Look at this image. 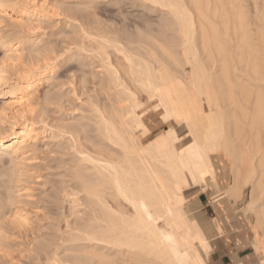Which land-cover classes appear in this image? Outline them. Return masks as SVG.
I'll use <instances>...</instances> for the list:
<instances>
[{"label":"bare ground","instance_id":"1","mask_svg":"<svg viewBox=\"0 0 264 264\" xmlns=\"http://www.w3.org/2000/svg\"><path fill=\"white\" fill-rule=\"evenodd\" d=\"M26 1L30 5L25 3L18 12L20 18L15 19L19 25L24 24L22 17H43L39 10L44 8L42 1ZM140 1L164 11L168 21L162 17L159 26L153 25L157 28L147 21L134 22L135 36L97 22L89 24L93 32L86 31L89 48L99 61L95 67L101 69L99 94L103 97L98 103L93 101L92 116L86 122L78 119L72 126L61 127L69 137L73 157L70 184L64 187L70 189L66 196L72 204L79 200L84 203L81 223L66 227L74 232L72 242L85 244L78 250L74 246L71 257L59 259L54 253L52 264H207L212 253L210 238L223 232L224 220L219 216L230 210L240 229L238 236L246 240V245L237 244V248L247 251L234 253V262L242 264L253 256L256 264H264V0ZM119 13L123 11L116 16ZM145 13L144 19L151 14ZM0 16L12 19L1 2ZM0 29L3 31L1 25ZM2 37L0 45L5 48L9 40ZM19 42L6 46L11 62L8 67L14 68V63L21 61ZM31 46L39 45L34 40ZM53 64L49 62L42 70L31 69L13 82L7 76V66H0V98L6 104L4 110L0 108V123L14 119L5 128L8 130L0 133V158L8 156L13 162L9 165L20 167L37 142L52 138L50 133L43 135V125V132L38 133L33 121L29 124L22 116L29 110L32 113V96L43 80V71L53 73ZM37 72L38 78L33 76ZM16 118L24 122L19 124ZM222 154L229 160L227 169ZM189 182L209 194L214 209L210 215L201 212L192 223L188 214L192 209L183 203ZM15 216V220L10 216L12 222L26 224L24 215Z\"/></svg>","mask_w":264,"mask_h":264},{"label":"rangeland","instance_id":"2","mask_svg":"<svg viewBox=\"0 0 264 264\" xmlns=\"http://www.w3.org/2000/svg\"><path fill=\"white\" fill-rule=\"evenodd\" d=\"M3 1H6V2H3ZM38 1H40V2L42 1L41 2L42 6H44V8L43 7L39 8L43 17L40 19H34V17H32V18L30 17V19L28 17H22L21 24L22 23H24V24L19 25L18 21L15 19L20 18V15L18 12H19L20 8L22 6H24L25 3H27V1L21 0V2H23V3H21L19 0H9V1L8 0H0V2L3 4L5 10L7 12H10V14L12 16V19H10L7 16H4V17L0 16V21H1L0 25H1V27H3V31L1 30L2 28L0 29V31H1L0 36H3L2 38H4L6 36V38H4V40H6V41L9 40L8 41L9 43H7L8 45H13V44H17V43L19 44L20 43L19 41H21L20 48H22L21 51L23 50L21 52L23 55L22 58L20 59L21 61L18 62L19 61L18 60L17 65H16V63H14L15 64L14 68H11V66L8 67L11 63L10 59H9L10 53L6 51L8 49L7 48L8 45L7 44L5 45L6 49L4 47L1 48V45H0V66H1V64L3 65V67L7 66L6 67V70L8 71L7 76L9 77V79H12L11 82H13V80L16 81L17 78L18 79L24 78L25 76H27V74H29L31 72L30 71L31 69L33 70L36 68V69L42 70L44 68L43 66H45L46 64H49V62H50V65H52L54 58L56 59V60H54V64H53L54 65V68L52 70L53 73H51L49 70H45V71H43L44 73H42L43 74V80H41L42 83L41 82L39 83V86L37 87L38 89H36L37 92L32 96V103H30V109H31L32 113L28 109L29 112L28 111L24 112L25 115L23 114V116H22L23 119L27 120L29 124L31 123V121H33L32 124L34 125V127H36L37 131H39L38 133L46 131L43 135H46V133H47V135H49V133H50L52 138L47 137L45 140L41 139L40 142H37V144H36L37 147H34V149H33L34 152L32 150V152H30V154L26 155V157H25L26 159L24 160L25 163H23V165H21L22 167L21 166L20 167L15 166L14 164H11V163L9 165V162H12V161H10L8 156L2 155L1 158L6 159V161H7L6 164L4 163V165H5L4 166L3 162H6V161L5 160L2 161V159L0 158V160L2 161V165L0 163V176H1L0 177V202H1L0 203V205H1V207H0L1 208L0 209V228H2V229H0V237H1L0 238V243H1L0 244V264H45V263L46 264H52L53 256H55V255H53L54 253L57 254L59 259H63L67 256L71 257L72 255H74V253L72 252L74 246H75L74 250L82 249V247H84V244H85L84 242H83L84 244L79 242V241L72 242V235H74V232H73V230H70V228L68 229V227H66V225L69 226V224L75 226L76 224L81 223V219L84 218V214L82 211L84 209V205H83L84 203H83V200H81V201L79 200L80 202L76 201L75 203L72 204L69 197L67 198V196H66V194L69 192L70 189L64 188V187H66L67 185L70 184V176H69L70 169L69 168H70V163H71L70 161L72 160L73 157H72L71 151L69 150V142H68L69 137L67 134H66L67 135L66 136L63 133V130H61V127L62 126H66V127L72 126L76 122V120H78V119L80 121L86 122L85 120L90 119L92 116L91 111H92V107L94 105L93 101L95 100L94 103L95 102L98 103L99 100H97V99H100V98L102 99V97H103L101 94H99L100 93V84L99 83H100L101 75L98 74V71H101V69L99 67L98 68L95 67L96 65L98 66L99 61H98V58L95 56V54L91 52V47L89 48V43H87L88 41L86 38V36H87L86 31H89V33L93 32L90 29L89 24H91L92 22H97V23L101 24L103 27H108L109 29H113V30L117 29V30H119L120 33L129 35V36H131V34H130V32H131L132 36H135L137 34V31H136L135 27H133L134 22L144 23V21H147V22H150L149 24H151V26H153L155 23L159 26V24L161 23L159 21V19L162 21V17L163 18L165 17L163 20H166V17L167 18L169 17L168 15L165 14L164 11H163V13L161 12V10L159 12L158 9H156V8L153 9V7L149 6L148 3L143 4L140 0H97V1L96 0H38ZM121 3H123V4H121ZM27 4L30 5L29 2ZM83 4H84V6H83ZM139 4L142 6H140ZM143 7H144V10H143ZM148 7H149V11H148ZM42 8H43V10H42ZM146 8H147V10H146ZM120 10L123 11V13L122 14L119 13V15L120 16L122 15L123 18L120 17L119 15L116 16L118 11L121 12ZM141 10H143L145 16H146L145 12H147V15H149V13H151L150 15L153 14V16L150 17L151 20L149 19L150 15L147 17L148 19L145 17V19H146L145 20L144 14L141 13ZM154 10H155V12H154ZM156 10L159 13H157ZM72 11H73V13H71ZM124 11H126L128 13V15H127V13L124 14ZM132 11H133L134 15H133ZM137 11H139V12L137 13ZM95 12L98 13L97 16L95 15ZM112 13H114L115 17H117V20ZM130 13H132V14H130ZM112 15H113V17H112ZM140 15H142V16H140ZM154 15L155 16L159 15L158 17L156 16L157 20L154 17ZM137 16H139V18L141 17L140 21L138 20L139 18L137 19ZM89 17H90V19H87ZM124 17L126 18V20H124ZM130 17L132 18V21H131ZM109 18H110V22L109 21L107 22V20H109ZM111 18H113V21H111L112 20ZM114 18H115V20H114ZM135 18H136V20H135ZM32 19H33V21H32ZM127 19L130 20V21H128L129 25H128V23H127V25L130 26V23H132V25L130 26L132 29L130 27L127 28V25H126ZM10 20H13V21H10ZM114 21L115 22L118 21V23L116 22L118 25H116V23ZM152 21H154V22L152 23ZM166 21H168V19ZM124 23H125V25H124ZM6 25H7V27H6ZM17 25H19V26H17ZM109 25H111V26H109ZM121 25L124 27L122 28ZM157 25H155L153 27L157 28L158 27ZM80 26L82 27V30H84L83 32H81L82 30L80 29L81 28ZM118 26H119V29H118ZM29 27H30V29H29ZM125 27L127 29H125ZM21 28H23V31ZM130 30H132V31H130ZM126 31L127 32L129 31V33H127ZM25 35H26V38H25ZM169 35L171 36L170 32H169ZM34 36H36V37H34ZM19 37L21 39H19ZM37 37H38V39L36 40ZM82 37L84 39L86 38V40L83 39L84 40L83 41ZM27 38L30 41L33 38L32 41L35 40V42H37V44L39 46L32 47L31 46L32 41L30 42ZM38 40H39V42H38ZM23 41H24V43H23ZM10 42H13V43L11 44ZM45 42H46V44H45ZM84 43H86V44H84ZM75 48H76V50H74ZM80 48L83 50V52ZM30 49L32 50L31 53H30V51H31ZM33 50H34V53H33ZM35 50H36V52H35ZM78 50H80V51H78ZM36 53H38L39 56L38 55L36 56ZM47 53H49V54H47ZM89 53L91 54V56ZM5 54H6V58H5ZM43 54H45V55H43ZM40 55H42V56H40ZM86 56H88V57H86ZM37 57L39 59L40 64H38L39 62H38ZM1 59H3V63H2ZM7 59H9V60L7 61ZM42 60H44V61H42ZM47 60H48V62H47ZM56 61H57V63H56ZM93 61H95L96 64L95 63L93 64L92 63ZM35 62H37V64ZM51 62H52V64H51ZM20 63L22 64L21 66H20ZM30 63H32V67H31ZM17 66L19 67V69ZM37 66H38V68H37ZM28 67L30 69L27 71ZM39 67H41V68H39ZM21 68L24 71H22ZM14 69H16V74H15ZM25 69H26V71H25ZM13 71H14V73H13ZM47 72L49 73V75H47L48 74ZM36 74H38V72L34 73L33 76L35 75L37 77ZM19 76H20V78H19ZM63 76H65V77L63 78ZM96 76H97V78H96ZM10 77H12V78H10ZM68 77H69V79H68ZM9 79L7 78L8 81H10ZM97 80H98V84H96ZM43 81H44V83H43ZM94 84H96V86ZM44 90H45V92H44ZM47 91H49V92H47ZM95 93H96V95H95ZM85 96H87V98ZM76 99H78V100H76ZM4 102H5V100L0 98V108L2 110H4L6 107V104ZM89 102H92V103H89ZM71 106H72V108H71ZM90 106H92V107H90ZM1 109H0V112H2ZM42 110H44V111H42ZM34 113H35V117L33 116ZM89 114H91V115L89 116ZM36 116H37V119H36ZM46 116H47V118H46ZM43 118H44V120L42 121ZM17 119L18 118H16V122H18ZM23 119L22 118L18 119V120H20L19 124L24 122ZM13 120L14 119H7V120L4 119L3 122L4 121L5 122L0 123V133H2V134L5 133L8 130V129L6 130L5 128H7L9 126V122H13ZM41 121H42V123H41ZM44 123H46V124L44 125ZM6 124H8V125H6ZM38 124H39V126H38ZM42 125L45 128L43 131L41 130V129H43ZM57 126H58V129H57ZM39 128H40V130H39ZM50 128L54 132L51 131ZM56 129H57L58 133H57ZM61 134H62V136H64L63 138H62ZM43 135H42V137H43ZM54 136L57 139H55ZM44 145H46V147ZM35 148H37V149L35 150ZM64 149H66V150L64 151ZM5 156H6V158H5ZM33 156H35V157H33ZM221 156H222L221 160L222 159L224 160V162H225L224 164L226 166V164L229 163V160L225 155L222 154ZM7 157L9 160L7 159ZM32 158H33V163H32ZM70 158H71V160H70ZM218 160H219L218 158L214 159L215 162H218ZM40 161H41V164H40ZM44 161H45V163H44ZM38 163H39V165H38ZM13 165H14V167H13ZM11 166H12V169H11ZM22 169H23V171H22ZM226 169H227V166H226ZM16 172H18L17 175H16ZM55 172H56V174H55ZM58 173H61V174H58ZM18 175H19V177H18ZM13 176L16 177L17 180L15 178H13ZM23 176H25L26 178ZM29 178H30V180H29ZM64 179H65V181H64ZM10 182L12 183V185ZM26 182H27V184H26ZM13 184H14V186H13ZM20 186H21V188H20ZM27 186H29V187H27ZM64 189H65V191H64ZM11 190H12V194H11ZM22 190H24V191H22ZM248 190L249 189H246V192ZM60 192H61V194H60ZM26 194L27 195L29 194L28 195L29 197L26 196ZM22 196H24L25 198H23ZM199 197H201L202 203L198 202ZM183 198H184V202H183L184 207L188 206V208L192 209L191 213H188L190 218H191V223L196 222L195 218H197L199 216V214H201V212H203L207 215H210L211 212L214 210L212 207V204L210 202L211 198H210L209 194L203 192L201 190V187L199 188L198 185H194V184H192V182H189V187L183 192ZM15 201H16V203H15ZM194 202H196V203L193 205ZM10 203H11V207H10ZM17 203H18V206L16 205ZM20 203H21V205H20ZM22 203H23V206H22ZM14 204L16 207L14 206ZM73 205L76 206L75 207L76 209L73 207ZM80 205H82V207ZM24 206L26 207V209ZM9 208L12 211H10ZM47 208H49V209H47ZM185 208H187V207H185ZM11 212L13 213V215ZM17 212H19V214H17ZM22 212H23L24 216L22 215ZM14 213H16V214H14ZM231 213L232 212L230 210V211L224 212L222 215L219 216V218L221 220H224V224H231V223L235 224L232 220ZM14 215H16V216L20 215V216H23L24 218L26 217V219L28 221V222L26 221V224H25L26 226L25 225H19V224H17V222H12ZM28 215H29V217H28ZM65 215L67 216V218ZM8 216H9V219H8ZM10 216H11L12 220L10 219ZM14 220H15V218H14ZM65 220H66V222H65ZM8 221L9 222L11 221L10 222L11 224H9ZM67 222H68V224H66ZM5 223H6V225H5ZM16 225H18V226H16ZM55 226H57V227H55ZM74 226H72V227H74ZM13 227H14V229H13ZM4 229H5V231H4ZM18 229H19V231H18ZM223 232H224V234L222 236H226V233L224 230H223ZM57 234H59V235H57ZM66 234H67V236H66ZM233 235L234 234L231 233L229 236L233 237ZM61 240L63 242H61ZM50 242L52 243L53 246L51 245ZM44 243H45V246H44ZM79 245H81V247L78 248ZM244 245H246V242L241 244V246H244ZM48 254H49V257H48ZM69 254H71V256ZM50 256H51V259H50ZM210 256H208L207 264L211 263V257ZM55 258H56V256H55Z\"/></svg>","mask_w":264,"mask_h":264},{"label":"crops","instance_id":"3","mask_svg":"<svg viewBox=\"0 0 264 264\" xmlns=\"http://www.w3.org/2000/svg\"><path fill=\"white\" fill-rule=\"evenodd\" d=\"M198 202L202 203L201 197L198 198ZM234 225H236V226L234 227ZM226 228H227V231L224 230ZM235 228H237L236 223L233 225H232V223L231 224H223V230L225 231L226 236H222L224 234V232H222L220 235H217V236L215 235L210 239L211 251H212V253H210V255H211L210 256L211 257V263L210 264H237L236 262H234L232 255H234V253L241 255V254L247 252L245 250V251H242V253H241V250L240 249L238 250L237 244H239V245L243 244L244 242H246V240L243 237L241 238V236H238L240 230L238 228L237 229H235ZM230 232L234 234L233 235L234 238L229 236L231 234ZM235 235H237L238 237H235ZM247 260H248V262L246 260H243L242 264H252L251 262H253V264H256L258 262L257 258L253 257V256L249 257V259H247ZM255 260H256V262H255Z\"/></svg>","mask_w":264,"mask_h":264}]
</instances>
